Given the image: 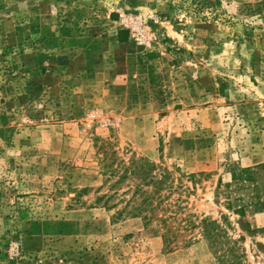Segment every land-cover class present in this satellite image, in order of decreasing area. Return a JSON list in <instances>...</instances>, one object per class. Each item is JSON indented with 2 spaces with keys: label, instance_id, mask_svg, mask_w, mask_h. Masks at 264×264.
Listing matches in <instances>:
<instances>
[{
  "label": "rangeland",
  "instance_id": "obj_1",
  "mask_svg": "<svg viewBox=\"0 0 264 264\" xmlns=\"http://www.w3.org/2000/svg\"><path fill=\"white\" fill-rule=\"evenodd\" d=\"M138 160L172 173L170 247L142 179L113 188ZM239 168L264 175V0H0V264H216L205 218L264 264Z\"/></svg>",
  "mask_w": 264,
  "mask_h": 264
},
{
  "label": "trees",
  "instance_id": "obj_2",
  "mask_svg": "<svg viewBox=\"0 0 264 264\" xmlns=\"http://www.w3.org/2000/svg\"><path fill=\"white\" fill-rule=\"evenodd\" d=\"M122 169L123 172L113 188L130 177L141 178V183L136 186V190L134 191L133 199L127 202L126 206H130L131 204L135 206L136 204L131 214L133 218L141 216L144 213L143 219L147 224L158 222L163 230L165 246H172L175 242L176 232L171 227L170 217L165 215V213L168 212L167 210L170 207H176V212L183 210L182 203L179 201H177V205H172L165 201L167 196L164 193L172 191L175 188L172 173L169 170H165L163 174L158 176L156 172L154 173V166L144 162V160L132 161L130 165L124 164ZM115 173L116 171H113L111 175ZM190 178L192 179L191 182L196 184L194 181L195 175L190 176ZM245 185H252L257 194L256 200L247 204L242 198L228 199V209H231L235 214L237 213L240 218H244L249 209L254 214H264V175H261L256 169H235L232 171V183L227 184L226 188L231 189ZM139 198H142L140 203L137 200ZM103 199L99 198V202L104 201ZM110 201L111 198H107L105 203L107 208H110L108 206L110 205ZM183 221L186 222V225L196 227L192 219H185ZM200 224L202 236L210 242L211 248L215 252L217 257L216 264H244L243 255L240 254V247H238L239 241L233 240L218 221L205 218L200 221ZM240 239H243V237Z\"/></svg>",
  "mask_w": 264,
  "mask_h": 264
},
{
  "label": "crops",
  "instance_id": "obj_3",
  "mask_svg": "<svg viewBox=\"0 0 264 264\" xmlns=\"http://www.w3.org/2000/svg\"><path fill=\"white\" fill-rule=\"evenodd\" d=\"M259 219L262 221V219H261L260 217H259ZM263 219H264V218H263ZM260 220H259V221H260ZM255 221H257L256 216H255Z\"/></svg>",
  "mask_w": 264,
  "mask_h": 264
}]
</instances>
